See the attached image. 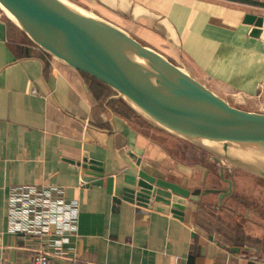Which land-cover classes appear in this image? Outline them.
Instances as JSON below:
<instances>
[{
	"label": "crops",
	"instance_id": "obj_1",
	"mask_svg": "<svg viewBox=\"0 0 264 264\" xmlns=\"http://www.w3.org/2000/svg\"><path fill=\"white\" fill-rule=\"evenodd\" d=\"M70 1L231 107L264 114V41L245 23L248 15L264 18V0ZM207 154L44 53L0 14V264H31L59 243L56 264H264V224L226 207L236 184L221 199L228 187L214 185L212 166L224 182L223 164ZM124 155L139 171L200 193L183 218L126 200L138 174ZM91 163L100 164L101 178ZM16 188L61 189L70 205L66 235L56 223L49 237L13 229Z\"/></svg>",
	"mask_w": 264,
	"mask_h": 264
},
{
	"label": "water",
	"instance_id": "obj_2",
	"mask_svg": "<svg viewBox=\"0 0 264 264\" xmlns=\"http://www.w3.org/2000/svg\"><path fill=\"white\" fill-rule=\"evenodd\" d=\"M0 10L44 53L105 84L158 127L264 180V114L231 107L159 54L63 0H0ZM245 23L252 38L264 41V18L248 15ZM123 157L138 174L126 200L183 218L200 193L149 176ZM91 164L101 178L100 164ZM223 181L228 191L221 199L232 193V182Z\"/></svg>",
	"mask_w": 264,
	"mask_h": 264
},
{
	"label": "built area",
	"instance_id": "obj_3",
	"mask_svg": "<svg viewBox=\"0 0 264 264\" xmlns=\"http://www.w3.org/2000/svg\"><path fill=\"white\" fill-rule=\"evenodd\" d=\"M4 17V13L0 10ZM10 214L13 220L11 226L13 229H22L25 227L27 233H37L46 237L51 236L50 223L59 224V234L67 233V224L65 216L70 210V205L66 200L61 189H49L48 193H39L35 189L24 190L14 189L11 195ZM53 219V220H51ZM28 226V227H27ZM61 243L57 245L54 255L38 251L31 264H56L52 259L61 255ZM173 264H180L175 260Z\"/></svg>",
	"mask_w": 264,
	"mask_h": 264
},
{
	"label": "rangeland",
	"instance_id": "obj_4",
	"mask_svg": "<svg viewBox=\"0 0 264 264\" xmlns=\"http://www.w3.org/2000/svg\"><path fill=\"white\" fill-rule=\"evenodd\" d=\"M63 1L66 4L70 5L71 7H73L74 9L86 13V11H82L77 5L72 3L70 0H63ZM191 149L192 148H190L189 150L193 151V149L192 150ZM207 153H208L207 155L213 157L212 154H210L209 152ZM212 167L214 170L213 176L216 179L214 185L223 190L226 189L228 187L227 183L219 180L220 169L216 166V164L213 165ZM222 168L223 171L225 172L222 178L224 180L232 181L236 184L235 193L233 194L234 196L235 195L237 196L229 200L226 203V207L228 209H231L233 212H235V215H241V216L246 215L252 221L256 223L264 224V180L252 174H249L239 168H235L231 165H228L227 163H223Z\"/></svg>",
	"mask_w": 264,
	"mask_h": 264
},
{
	"label": "flooded vegetation",
	"instance_id": "obj_5",
	"mask_svg": "<svg viewBox=\"0 0 264 264\" xmlns=\"http://www.w3.org/2000/svg\"><path fill=\"white\" fill-rule=\"evenodd\" d=\"M232 182V181H231ZM233 187H234V185H233V182H232V191H233Z\"/></svg>",
	"mask_w": 264,
	"mask_h": 264
}]
</instances>
